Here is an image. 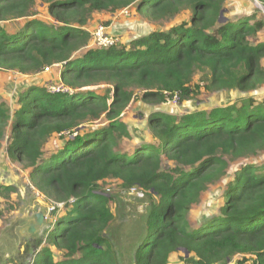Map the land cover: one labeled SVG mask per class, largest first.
I'll use <instances>...</instances> for the list:
<instances>
[{
	"label": "trees",
	"instance_id": "trees-1",
	"mask_svg": "<svg viewBox=\"0 0 264 264\" xmlns=\"http://www.w3.org/2000/svg\"><path fill=\"white\" fill-rule=\"evenodd\" d=\"M40 1L56 24L33 17L36 0H0V69L35 75L60 65V80L72 92L51 94L30 86L20 93L14 112L0 101V151L7 138L9 158L27 164L34 187L71 209L55 219L46 239L26 245L21 255H29L26 264H120L106 237L115 218L113 199L98 190L107 179L151 199L134 264H169L174 254L185 264H228L236 257H242L236 264H264V163L235 172L218 216L193 230L187 220L209 186L225 177L226 157L236 161L264 152V102L247 98L240 106L179 117L153 113L149 128L156 144L144 143L133 154L118 151L119 135H130L116 121L138 92L143 101L159 104L168 96L190 97L198 71L208 74L207 91L245 92L264 85V43L251 42L264 22L247 17L220 23L225 0ZM133 5L153 22L183 10H191L192 17L128 47L89 49L77 56L89 45L84 26L90 16ZM20 19L25 23L13 34L1 26ZM102 84L112 87L111 96L84 90ZM103 116L111 121L107 127L87 129ZM66 133L71 137L47 157L48 140ZM162 158L178 167L162 171ZM2 190L7 196L14 192L9 186Z\"/></svg>",
	"mask_w": 264,
	"mask_h": 264
},
{
	"label": "rangeland",
	"instance_id": "rangeland-1",
	"mask_svg": "<svg viewBox=\"0 0 264 264\" xmlns=\"http://www.w3.org/2000/svg\"><path fill=\"white\" fill-rule=\"evenodd\" d=\"M136 5L131 6L125 12L119 11L114 14L97 12L89 17L85 29L90 33L88 47L77 53V56L84 54L89 49L97 48L92 34L100 26L108 30V34L117 37L118 47L127 46L132 40L143 37L155 30L166 31L182 22H190L192 17L191 10H183L174 18L162 22H153L138 14ZM33 17L40 19L47 25H54L56 21L48 12V5L40 0H36L33 8ZM254 17V21L264 22V5L257 0H225L219 22L227 23L241 18ZM1 26H6L2 24ZM253 45L264 43V29L251 39ZM264 68V59L262 60ZM61 66L57 65L50 68L49 72H40L35 75H22L17 71L0 69V101L14 112L17 100L22 91L30 86L46 88L49 84L57 83L60 80ZM208 74L196 72L193 79V93L190 97L173 103L166 101L162 104L149 103L143 101L141 92H138L128 107L123 111L116 121L125 124L129 137L119 135L117 146L118 151L126 154H133L135 148L145 144L154 145L155 138L149 128V119L153 113L163 112L178 117L194 111L211 110L215 107L229 106L237 104L247 98H255L257 103L264 102V85L252 91L222 90L207 91ZM94 90L100 95L111 96L110 85H98L84 90ZM170 99V97H169ZM111 121L105 116L93 123L86 125L87 129H99L107 127ZM89 127V128H88ZM70 133L53 135L45 146L47 157L56 152L68 138ZM8 139L3 141L0 151V264H26L29 257L21 256L26 245L32 244L35 239H46V232L50 230L57 217H62L66 209L64 205L57 206L56 203L47 199L33 185L31 179V169L26 163L15 162L9 158L6 148ZM228 163L225 177L209 186L208 190L201 196L200 202L191 207L187 214L190 228L201 227L204 220L219 215L220 208L224 204V195L228 184L232 181L237 170L245 164H255L260 166L264 163V152L249 159H238L236 161L226 157ZM177 164L166 158H162V171H171ZM189 171L190 168H185ZM9 186L14 189L13 193L5 194L4 187ZM99 192L112 197V211L114 221L106 231V237L114 246L119 256L120 264H134V251L146 234V220L151 208V199L144 195L139 189H126L122 181L107 179L100 183ZM4 194V195H3ZM142 197V198H140ZM59 208L56 210V208ZM43 212L47 216L44 225L39 228L35 235H29L27 228L34 214ZM59 218V219H60ZM179 256L174 257L176 261L171 264L179 263ZM242 258V257H241ZM240 257L237 258L241 259Z\"/></svg>",
	"mask_w": 264,
	"mask_h": 264
},
{
	"label": "built area",
	"instance_id": "built-area-1",
	"mask_svg": "<svg viewBox=\"0 0 264 264\" xmlns=\"http://www.w3.org/2000/svg\"><path fill=\"white\" fill-rule=\"evenodd\" d=\"M126 11L127 10H125V12ZM92 36L94 38L97 48L99 49H108L114 46H118L119 44V42L117 41V37L108 34V30L103 26L98 27L96 31L92 34ZM49 71L50 68H47L45 70V72H49ZM46 88L47 91L51 94H68L72 92L67 85L61 82V80H59L57 83L49 84ZM169 97L170 96H168L167 101H172L173 103L179 102V97L177 95L170 97V99Z\"/></svg>",
	"mask_w": 264,
	"mask_h": 264
},
{
	"label": "water",
	"instance_id": "water-1",
	"mask_svg": "<svg viewBox=\"0 0 264 264\" xmlns=\"http://www.w3.org/2000/svg\"><path fill=\"white\" fill-rule=\"evenodd\" d=\"M221 19V18H220ZM140 198H142V197H140ZM214 216H212L210 219H208V220H211V219H213V218H215L216 216H218V215H216L217 213L216 212H214ZM47 219V216L45 215V213H43V212H40V213H37V214H34L33 216H32V218H31V222H30V224H29V226H28V228H27V233L29 234V235H35V234H37L38 232H39V228H41L43 225H44V223H45V220ZM208 220H204V222L203 223H201V224H204L205 222H207ZM143 237H144V235H143ZM141 243V242H140ZM139 243V244H140ZM139 244L137 245V247L135 248V251H136V249L138 248V246H139ZM135 251H134V253H135ZM184 254H185V256H189V253L186 251V250H181Z\"/></svg>",
	"mask_w": 264,
	"mask_h": 264
},
{
	"label": "crops",
	"instance_id": "crops-1",
	"mask_svg": "<svg viewBox=\"0 0 264 264\" xmlns=\"http://www.w3.org/2000/svg\"><path fill=\"white\" fill-rule=\"evenodd\" d=\"M97 13V12H96ZM95 15V13H94ZM25 23V19H20V20H16V21H10V22H6L4 25H6L5 27L9 30V32L11 34L15 33L17 31L18 28H20L23 24ZM85 29V27H84ZM86 30V29H85ZM87 31V30H86ZM179 256V254H174L170 260H169V264L173 263L174 261H176V259L174 257ZM238 257L234 258L232 262L228 263V264H236V260ZM179 263L176 264H185L181 259L178 260Z\"/></svg>",
	"mask_w": 264,
	"mask_h": 264
}]
</instances>
